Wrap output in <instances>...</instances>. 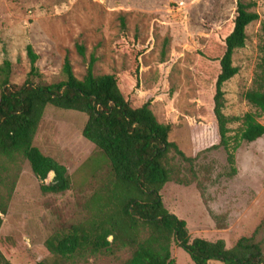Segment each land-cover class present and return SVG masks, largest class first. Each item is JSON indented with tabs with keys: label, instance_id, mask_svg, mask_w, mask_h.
<instances>
[{
	"label": "rangeland",
	"instance_id": "374dc122",
	"mask_svg": "<svg viewBox=\"0 0 264 264\" xmlns=\"http://www.w3.org/2000/svg\"><path fill=\"white\" fill-rule=\"evenodd\" d=\"M249 5L258 19L245 29L244 46L235 50L232 64L237 73L223 85L227 117L246 113L263 119L243 94L252 88L261 60L259 47L264 25V0H240ZM237 0H0V64L11 62L12 84L20 85L30 67L26 47L37 56L38 76L34 83L63 81L62 67L69 60L73 75L81 80L90 57L95 58L96 77L120 73L129 67L127 55L114 49L119 40L121 20L126 34L140 46L150 47L139 57L137 101L159 88L165 95L149 107L159 124L169 120V140L187 157L189 165L175 160L188 186L168 183L161 200L169 213L186 223L190 240H222L230 248L240 237L255 233L264 253V141L245 143L236 139L241 122L228 125L229 153L234 158L235 175L230 176L227 152L205 149L217 144L213 124L208 121L206 101L210 92L202 90V73L212 77L215 62L210 56L213 43L220 40L235 17ZM76 46H82L84 57ZM211 87L208 86V91ZM86 116L73 111L46 107L33 138V145L46 157L65 168L70 188L59 194L46 186L54 181V171L44 180L37 178L27 162L0 160L4 179L0 193L10 194L6 214L1 216L0 254L10 264H33L52 254L45 242L64 224L75 220L82 202L90 195L96 179L86 177L80 166L94 152L81 131ZM109 240V239H108ZM111 240V238H110ZM109 240V241H110ZM174 264H193L174 243L170 246ZM127 248L98 254L81 253L62 259L63 264H123ZM215 264V263H212Z\"/></svg>",
	"mask_w": 264,
	"mask_h": 264
},
{
	"label": "trees",
	"instance_id": "16d2710c",
	"mask_svg": "<svg viewBox=\"0 0 264 264\" xmlns=\"http://www.w3.org/2000/svg\"><path fill=\"white\" fill-rule=\"evenodd\" d=\"M257 19L249 5L237 0L229 31L213 43V52L217 54L209 59L215 62V72L210 77L205 69L201 78L202 90L210 92L205 108L218 139L217 144L204 151L217 148L226 151L230 176L235 175L236 170L234 158L229 153L228 125L241 122L238 141H264V25L261 26L263 36L259 47L261 60L254 73L252 88L243 94V99L259 111L263 122L259 123L252 113H246L242 118L227 117L223 113V85L237 73L232 55L244 46L245 29ZM120 28L114 49L127 55L129 67L117 74L94 76L95 58L91 56L85 75L79 80L65 58L63 81L49 85L34 83L32 78L38 76L33 66L37 56L30 46L26 47L29 72L22 84L11 83L13 68L9 60L4 59L0 64V160L25 161L40 180L54 171L56 178L45 188L49 193L59 194L70 188L65 168L33 145L44 111L50 106L86 116L81 135L93 145L94 152L79 169L91 179H96L97 173L103 171L90 195L82 202L78 217L62 225L59 232L46 240L45 247L52 257L33 264H63L62 259L69 256L119 248L131 251L123 264H174L170 250L172 243L184 251L193 264H264V253L255 241V233L240 237L230 248H226L222 240H190L186 223L164 207L160 192L166 184L188 186L189 183L180 176L175 160L191 165L196 157L185 156L169 140L171 122L166 120L165 124H159L151 112V104L165 95L159 88L134 105L140 85L139 57L150 45L140 46L135 37H129L123 20ZM76 51L84 57L82 46H76ZM3 181L0 175V187ZM9 199L10 194L4 197L0 193V227ZM0 264L10 263L0 254Z\"/></svg>",
	"mask_w": 264,
	"mask_h": 264
},
{
	"label": "water",
	"instance_id": "95a60500",
	"mask_svg": "<svg viewBox=\"0 0 264 264\" xmlns=\"http://www.w3.org/2000/svg\"><path fill=\"white\" fill-rule=\"evenodd\" d=\"M110 240V238H108Z\"/></svg>",
	"mask_w": 264,
	"mask_h": 264
}]
</instances>
